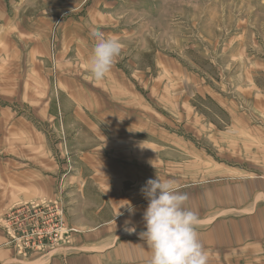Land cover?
Returning <instances> with one entry per match:
<instances>
[{
    "label": "crops",
    "instance_id": "obj_1",
    "mask_svg": "<svg viewBox=\"0 0 264 264\" xmlns=\"http://www.w3.org/2000/svg\"><path fill=\"white\" fill-rule=\"evenodd\" d=\"M25 6L12 7L9 0L0 3L2 100L15 92L8 81L12 83L13 77L18 78L22 92L24 87L34 93L46 92L45 60L39 59L43 55H32V62H37L35 75L34 69L30 73V55L21 53L24 47H19L24 37L42 45V37L23 22ZM85 63L88 66L89 61ZM112 67L104 84L77 86L69 94V103L52 107L53 120L74 135L76 155L72 157L83 167L72 176V183L63 180L59 165L52 163L54 156L44 150L45 135L16 108L0 101V142L17 150L11 152L12 166L0 172V190L6 191L0 205L39 207L36 211L46 232L38 251L19 258L7 249L11 258L1 264H149L151 251L139 236L146 230L143 214L148 206L141 189L158 175V112L145 103L147 98L133 82L117 84L115 77L123 71H112ZM14 68H26L25 76L11 74ZM240 88L243 93L237 101L208 91L229 118L226 130H219L214 138L229 140L231 157L245 162L262 158L261 171L235 163L227 172L208 179H183L175 184L188 196L185 207L201 221L197 231L208 254L207 264H264V87L252 74ZM48 106L38 112L40 118L49 115ZM168 136L170 144L175 137L185 141L183 135ZM31 137L43 150L30 151ZM138 142H144L145 148ZM31 159L36 164L29 168ZM129 203L134 214L128 211ZM129 220L136 226L135 233L124 230Z\"/></svg>",
    "mask_w": 264,
    "mask_h": 264
},
{
    "label": "rangeland",
    "instance_id": "obj_2",
    "mask_svg": "<svg viewBox=\"0 0 264 264\" xmlns=\"http://www.w3.org/2000/svg\"><path fill=\"white\" fill-rule=\"evenodd\" d=\"M9 1L12 7L26 4L23 22L30 32L42 37V45L36 43L38 40L21 38L23 43L19 47H24L21 53L30 55V73L34 69L35 75L37 62H32V55H43L39 59L45 60L46 92L34 93L25 87L22 92L18 78L13 77L12 83L8 81L15 92L0 101L16 108L45 135L44 150L54 156L52 163L59 165L57 171L65 182L72 183V176L83 167L79 159L72 157L76 155L74 135L60 127L50 113L54 104L63 107L69 103V94L77 86L104 84V79L95 81L90 77L85 63L96 43L94 31L106 38L115 37L121 44L120 54L112 65V71H123L115 77L117 84L123 85L125 80L133 82L143 91L145 103L157 109V174L162 179L175 184L183 179L189 182L208 179L217 172H227L235 163L254 172L261 171L262 158L245 162L231 157L229 140H215L214 134L226 130L229 118L207 93L213 95L216 90L237 101L243 93L240 87L247 79L249 82L252 74L257 84L264 87V0ZM14 73L25 76L26 68H14L11 74ZM48 104L49 115L45 113L46 118H40L38 112L49 107ZM168 135H183L185 141L175 137L170 144ZM31 140L30 151L43 150L33 137ZM139 144L145 148L144 142ZM9 146L0 142V172L12 166L11 152L17 150ZM35 164L36 159H31L29 168ZM143 172L144 181L146 172ZM5 194V190H0V201ZM38 208L0 205L2 263L11 258L7 249H12L19 258H24L23 253L29 255L40 249L37 247L41 239L37 225L40 222L30 220L39 216Z\"/></svg>",
    "mask_w": 264,
    "mask_h": 264
},
{
    "label": "clouds",
    "instance_id": "obj_3",
    "mask_svg": "<svg viewBox=\"0 0 264 264\" xmlns=\"http://www.w3.org/2000/svg\"><path fill=\"white\" fill-rule=\"evenodd\" d=\"M96 43L89 57V73L95 81L103 80L120 54L121 44L115 37L94 31ZM148 206L143 214L145 231L139 233L151 251L149 264H207L208 254L200 241L198 215L185 207L187 194L179 192L172 180L148 179L141 189ZM128 211L135 213L129 203ZM124 230L135 233L136 226L126 221Z\"/></svg>",
    "mask_w": 264,
    "mask_h": 264
},
{
    "label": "built area",
    "instance_id": "obj_4",
    "mask_svg": "<svg viewBox=\"0 0 264 264\" xmlns=\"http://www.w3.org/2000/svg\"><path fill=\"white\" fill-rule=\"evenodd\" d=\"M36 217L39 218V216L36 215L35 218L31 217L30 220H32V221H33L34 223H36V224H37L38 222H40V223H38L37 225H40V231H39V232H40V237H43V236L46 234V232H45V230H44V225H45L44 223H45V222H43V220H42L41 217H40L39 219H36ZM26 218H27V217H26ZM39 220H41V221H39Z\"/></svg>",
    "mask_w": 264,
    "mask_h": 264
}]
</instances>
